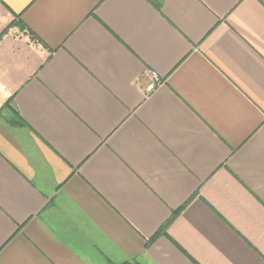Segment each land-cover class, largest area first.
<instances>
[{
	"label": "crops",
	"instance_id": "1",
	"mask_svg": "<svg viewBox=\"0 0 264 264\" xmlns=\"http://www.w3.org/2000/svg\"><path fill=\"white\" fill-rule=\"evenodd\" d=\"M124 263L264 264V0H0V264Z\"/></svg>",
	"mask_w": 264,
	"mask_h": 264
},
{
	"label": "built area",
	"instance_id": "2",
	"mask_svg": "<svg viewBox=\"0 0 264 264\" xmlns=\"http://www.w3.org/2000/svg\"><path fill=\"white\" fill-rule=\"evenodd\" d=\"M149 79L150 81L146 86L148 92L152 91L160 83V79L155 73H149Z\"/></svg>",
	"mask_w": 264,
	"mask_h": 264
},
{
	"label": "trees",
	"instance_id": "3",
	"mask_svg": "<svg viewBox=\"0 0 264 264\" xmlns=\"http://www.w3.org/2000/svg\"><path fill=\"white\" fill-rule=\"evenodd\" d=\"M124 264H130V263H124Z\"/></svg>",
	"mask_w": 264,
	"mask_h": 264
},
{
	"label": "rangeland",
	"instance_id": "4",
	"mask_svg": "<svg viewBox=\"0 0 264 264\" xmlns=\"http://www.w3.org/2000/svg\"><path fill=\"white\" fill-rule=\"evenodd\" d=\"M130 264H132V263H130Z\"/></svg>",
	"mask_w": 264,
	"mask_h": 264
}]
</instances>
